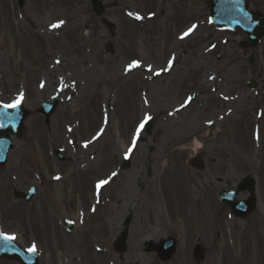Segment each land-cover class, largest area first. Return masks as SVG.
<instances>
[{
    "label": "rangeland",
    "instance_id": "obj_1",
    "mask_svg": "<svg viewBox=\"0 0 264 264\" xmlns=\"http://www.w3.org/2000/svg\"><path fill=\"white\" fill-rule=\"evenodd\" d=\"M100 1L95 15L89 0H28L10 20L0 6V103L20 99L29 112L0 169V232L22 250L35 244L39 264H264V104L257 134L258 113L243 100L255 94L249 81L264 85V39L241 48L245 35L212 25L202 0ZM247 2L263 13V0ZM133 61L147 70L131 71ZM53 96L46 126L39 105ZM195 154L200 170L188 164ZM246 174L256 208L239 221L216 192ZM31 186V202L13 199ZM168 237L175 252L161 261L156 245Z\"/></svg>",
    "mask_w": 264,
    "mask_h": 264
},
{
    "label": "water",
    "instance_id": "obj_2",
    "mask_svg": "<svg viewBox=\"0 0 264 264\" xmlns=\"http://www.w3.org/2000/svg\"><path fill=\"white\" fill-rule=\"evenodd\" d=\"M93 10L96 14H100L104 8V4L98 0H90ZM207 3L209 9V19L215 25L224 26L229 29L238 28L247 35L248 42L245 45L256 46L259 39L264 36V18L259 13H252L247 10L245 0H204ZM109 51L111 50L110 48ZM253 56H250L249 62H251ZM197 96L195 94L193 99ZM264 98V96H263ZM56 106V101L52 100L50 103L44 101L40 105V110L45 116V121L48 123L49 116L53 112ZM28 116V112L18 104L15 108H5L0 104V167L4 166L7 159V154L13 147L11 137H20L23 123ZM149 124L146 125L145 131H149ZM55 156L62 160V156L54 151ZM190 163L195 165L194 160H190ZM128 167V162L124 163L120 169ZM251 177L246 176L241 179L238 187L234 191L218 193V198L222 202L226 203L231 212L236 217H245L254 208V199L247 201H236L235 196L239 191L250 188ZM36 188H32L27 194L13 191V196L16 199H23L29 201L35 194ZM130 218L128 217L124 223V228L121 230L120 235L115 242V249L120 251L124 250V240L127 235V227ZM69 227V223H66ZM175 246L172 239H167L158 245V255L160 259H168L174 252ZM193 257L196 261L202 258V250L200 246H196L193 249ZM8 259L17 261L19 264H37V254L31 252H24L21 250L12 240H5L0 237V260Z\"/></svg>",
    "mask_w": 264,
    "mask_h": 264
},
{
    "label": "flooded vegetation",
    "instance_id": "obj_3",
    "mask_svg": "<svg viewBox=\"0 0 264 264\" xmlns=\"http://www.w3.org/2000/svg\"><path fill=\"white\" fill-rule=\"evenodd\" d=\"M0 6H3L4 11L7 15V17L12 18L15 17L16 15L22 14V16H24V12H26L27 8H28V0H0ZM18 12V13H17ZM262 13V12H261ZM263 17H264V0H263V13H262ZM12 26V25H10ZM13 28V26H12ZM258 78H261V76H257ZM247 86L249 88H251V91L253 93H255L254 95H251L249 98H244L243 100H246L248 102V107L254 108V114L258 113L257 118L255 119L256 121V131L257 134H260V132L263 129L262 126V115L259 113V108H260V104H264V100H263V95H264V85L262 82L257 83L255 79L249 81L247 83ZM242 96V95H241ZM260 100V102H259ZM198 160H200V165L203 167V162L202 160L197 157ZM252 175L253 178V182L249 188L248 192H245L247 194V198H254L255 199V204H256V181L254 179V175ZM36 196V194L34 195V197ZM250 216V215H249ZM64 221V220H63ZM72 227V226H71Z\"/></svg>",
    "mask_w": 264,
    "mask_h": 264
},
{
    "label": "snow or ice",
    "instance_id": "obj_4",
    "mask_svg": "<svg viewBox=\"0 0 264 264\" xmlns=\"http://www.w3.org/2000/svg\"><path fill=\"white\" fill-rule=\"evenodd\" d=\"M137 18H139V16H137ZM59 23L62 24L63 21H60ZM57 26H58V24H54V25H52V27H57ZM189 31H191V29H189ZM187 34H188L187 32L184 33V35H187ZM169 63H171V61H170ZM138 64H139L138 61H133V63H132L131 65H129V68H131V67H133V66H135V65H138ZM189 99H191V98L189 97ZM19 103H20V99H17V100L14 101L12 104L4 105V107H5V108H15V107H17V105H18ZM150 118H151V117H146V118H145V122H146L148 119H150ZM2 126H3V125H0V127H2ZM143 126H144V122L141 123L140 127L143 128ZM138 131H139V130H138ZM105 183H107V181H100L99 184H98V187H99L100 185H102V184H105ZM0 237H2V238L5 239V240H14V239H15V236H14V235H13V236H9V235H7V234H5V233H3V232H0ZM28 251H29V252H35V251H36V246H35V244H33L32 247L28 249Z\"/></svg>",
    "mask_w": 264,
    "mask_h": 264
},
{
    "label": "bare ground",
    "instance_id": "obj_5",
    "mask_svg": "<svg viewBox=\"0 0 264 264\" xmlns=\"http://www.w3.org/2000/svg\"><path fill=\"white\" fill-rule=\"evenodd\" d=\"M142 69L147 70L146 67H143V66H141L140 64L131 67V71H134V70H137V71H138V70H142ZM197 70H198V69H197ZM197 70H196V69H192V71L190 72V76H192V77H196ZM82 71H83V70H82ZM83 72H85V70H84ZM83 72H81V73H83ZM81 73H80V75H81ZM162 118H163V120H164L167 124H169L168 122L172 123V120H176V119H177V116L175 115V112H174V111H171V112H167L166 114H163V115H162ZM180 123H181V121L179 120L175 125H176L177 127H179V126L181 127ZM160 133H161V130H160L159 132L157 131V133L154 134V137H153V138H154L155 140H157L158 137H159V134H160Z\"/></svg>",
    "mask_w": 264,
    "mask_h": 264
}]
</instances>
